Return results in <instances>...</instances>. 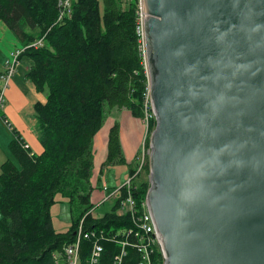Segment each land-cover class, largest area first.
I'll use <instances>...</instances> for the list:
<instances>
[{"label":"water","instance_id":"1","mask_svg":"<svg viewBox=\"0 0 264 264\" xmlns=\"http://www.w3.org/2000/svg\"><path fill=\"white\" fill-rule=\"evenodd\" d=\"M146 10L148 202L165 264H264V0Z\"/></svg>","mask_w":264,"mask_h":264},{"label":"trees","instance_id":"2","mask_svg":"<svg viewBox=\"0 0 264 264\" xmlns=\"http://www.w3.org/2000/svg\"><path fill=\"white\" fill-rule=\"evenodd\" d=\"M58 3L0 0V22L24 48L20 61L28 60L26 77L39 93H47L46 102L35 106L42 152L16 135L10 145L13 160L1 166L0 264H67L64 250L76 242L81 218L94 209L93 148L106 108L144 118L147 79L136 32L137 0H74L72 14L62 20ZM154 126L152 122L151 130ZM119 129L116 124L109 134L108 161L127 164ZM135 172L131 169L130 177ZM144 172L134 178L131 190L139 209L150 189L148 165ZM57 194L80 210V219L73 218L67 232H57L53 225ZM126 197L123 189L109 212L84 217V232L96 234L81 244L83 264L95 239L102 246L99 264H114L120 242L127 239L124 264L140 262L135 239L126 233L134 228L131 215L118 214ZM153 262L162 264L160 252Z\"/></svg>","mask_w":264,"mask_h":264},{"label":"built area","instance_id":"3","mask_svg":"<svg viewBox=\"0 0 264 264\" xmlns=\"http://www.w3.org/2000/svg\"><path fill=\"white\" fill-rule=\"evenodd\" d=\"M74 0H59L58 7L59 11V20L64 19L66 16L72 14ZM147 10H146V0H137V27L136 32L138 36V44H139V53L142 59V65L144 68V72L146 75V88L144 92V107L143 113L144 118L142 119L143 125L146 128V132L151 130V123L154 122L156 128L157 125V116L154 111L152 95H151V73L148 62V49H147V36H146V25H147ZM43 44V40H39L36 45L41 46ZM24 53V48L22 46L13 49L9 56L7 57L3 73L0 76V119H3L2 112L5 109L6 105V95L11 86V83L14 77L17 75L18 70L21 65L20 57ZM5 122L9 124V122L5 119ZM152 131V132H153ZM151 132V133H152ZM151 135V134H150ZM28 146H26L27 148ZM152 154V149L149 145L145 149L141 151L140 154V164L138 171L135 172L134 176L130 177L128 181L124 183V185L118 189L113 195H119L123 189L127 191V197L123 199L119 205L118 214L125 215L130 214L131 219L134 225V228L127 230V235L135 239L133 242L135 247L138 249L139 253H141V260L138 264H155L153 262V257L156 252H160L163 262H166V255L164 249L162 247V243L160 241L159 234L157 232L156 224L153 218V215L150 210L149 202H148V194L142 203L140 209L136 205L135 200L132 197L131 190L133 187L134 178L141 175L146 165L149 167V175L148 179L150 182L151 188V168H150V157ZM150 190V189H149ZM149 192V191H148ZM112 195V196H113ZM115 195V196H116ZM111 196L106 198L105 201L110 200ZM83 221L79 225L78 230L76 231V242L68 245L64 250V256L67 264H83L81 259V244L83 239L90 238L91 236L95 238V234L91 232H84ZM97 236V235H96ZM128 239L127 241L120 242V253L116 256L114 264H124L123 260L126 256V247H128ZM102 252V246L100 245L97 239L94 240V248L90 252L89 259L87 264H99L100 263V255Z\"/></svg>","mask_w":264,"mask_h":264},{"label":"rangeland","instance_id":"4","mask_svg":"<svg viewBox=\"0 0 264 264\" xmlns=\"http://www.w3.org/2000/svg\"><path fill=\"white\" fill-rule=\"evenodd\" d=\"M124 2H130V0H123ZM10 52L6 55L9 56ZM0 54V61L2 60ZM28 65V60L24 58L19 68V74L24 75ZM106 121L102 126L99 134L95 138L94 143V169L92 184L94 190L91 195V203L94 206L93 213L89 212L93 217H101L104 213L111 210L113 204L116 203L119 195H113L118 189H120L126 181L130 179L131 169L138 171L140 164V157L134 158L135 151L139 145V134L142 131L141 123L133 116V114L126 110H119L117 108H106ZM3 116V112H2ZM142 121V120H141ZM5 122V121H4ZM0 120V172L1 166L6 160H13V156L10 152V145L14 139V135L11 130ZM4 123V124H3ZM119 125V137L122 144V152L124 158L127 160V164L120 162L108 161V138L111 129L116 125ZM143 124V123H142ZM144 126V125H143ZM8 128V129H7ZM146 130V128H145ZM153 130L146 132V141L143 144L142 150L145 149L150 134ZM140 149V148H138ZM146 175L145 172L142 173ZM141 174V175H142ZM113 195V196H112ZM110 200L105 201L110 197ZM105 201V203H104ZM102 203L104 205H102ZM78 204V203H74ZM80 210L75 207H71L67 200L62 195H56V201L51 209L52 221L54 228L57 232H67L71 226L73 218L81 217ZM85 215L84 217H86ZM82 217L79 225L84 223L85 218ZM1 218V214H0ZM78 225V226H79Z\"/></svg>","mask_w":264,"mask_h":264},{"label":"crops","instance_id":"5","mask_svg":"<svg viewBox=\"0 0 264 264\" xmlns=\"http://www.w3.org/2000/svg\"><path fill=\"white\" fill-rule=\"evenodd\" d=\"M20 43L6 25L0 22V74L4 70L6 55L13 49L20 47ZM29 64V63H28ZM29 67L25 70L24 75L18 74L13 79L11 86L7 92L6 105L3 111V118L6 119L11 129L6 125L14 135L21 136L31 146L36 153H41L42 148L38 140L36 131L37 120L35 106L37 103H44L47 99V93H39L33 83L26 77ZM139 124L141 123L142 131L139 134V145L135 151L134 158L140 156L144 142L146 141V130L143 126V121L136 118ZM1 120V119H0ZM7 128V129H8ZM13 139V140H14ZM12 140V141H13Z\"/></svg>","mask_w":264,"mask_h":264},{"label":"bare ground","instance_id":"6","mask_svg":"<svg viewBox=\"0 0 264 264\" xmlns=\"http://www.w3.org/2000/svg\"><path fill=\"white\" fill-rule=\"evenodd\" d=\"M84 240V239H83Z\"/></svg>","mask_w":264,"mask_h":264}]
</instances>
